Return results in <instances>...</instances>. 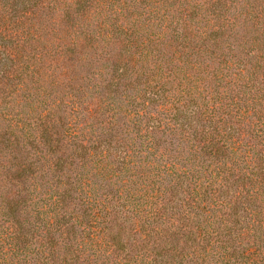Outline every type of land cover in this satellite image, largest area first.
I'll return each mask as SVG.
<instances>
[{"label":"trees","instance_id":"16d2710c","mask_svg":"<svg viewBox=\"0 0 264 264\" xmlns=\"http://www.w3.org/2000/svg\"><path fill=\"white\" fill-rule=\"evenodd\" d=\"M0 264H264V0H0Z\"/></svg>","mask_w":264,"mask_h":264}]
</instances>
